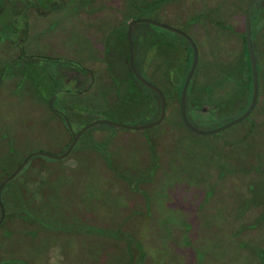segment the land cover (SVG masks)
I'll return each mask as SVG.
<instances>
[{
	"label": "rangeland",
	"instance_id": "rangeland-1",
	"mask_svg": "<svg viewBox=\"0 0 264 264\" xmlns=\"http://www.w3.org/2000/svg\"><path fill=\"white\" fill-rule=\"evenodd\" d=\"M64 1L47 13L28 5L26 30L19 15L14 36L25 37V57L9 39L10 8L0 11V182L35 151L63 154L34 153L1 187L0 264H264V73L245 119L196 133L181 120L175 88L185 44L171 39L175 49L162 53L146 51L144 42L139 66L168 94L163 120L144 129L99 122L68 150L67 126L75 132L97 118L141 125L158 117L145 88L130 87L127 36L119 33L140 17L134 3L150 0ZM248 2L166 0L146 11L188 23L202 63L195 83L211 80L218 92L223 74L208 70L209 59L232 66L240 55ZM261 33L263 58L264 27ZM243 80L240 70L226 79L227 96L216 92L226 116L245 106ZM195 83L193 113L210 104L199 100L207 92ZM214 117L194 126L224 123Z\"/></svg>",
	"mask_w": 264,
	"mask_h": 264
},
{
	"label": "trees",
	"instance_id": "trees-1",
	"mask_svg": "<svg viewBox=\"0 0 264 264\" xmlns=\"http://www.w3.org/2000/svg\"><path fill=\"white\" fill-rule=\"evenodd\" d=\"M165 1L166 0H150V1H147L143 4L134 3V5L139 10L138 13H136V14H139V16H143V14H144V16H149L147 12L150 9H148L146 11L147 8H149V7L151 8V6L153 4H159L160 5V4L164 3ZM28 5L34 6V8L36 10H38V12H40V13H47L49 11L62 9L65 6V1L64 0H51L49 2V4H47V6L44 7L43 5H41V3H39L38 0H0V11L3 12V10L7 9V7L10 8V18H11L10 22H11L13 28L8 33L9 39L12 42L16 43L20 47V56L23 55V53H24L22 42H23L25 37H23V36L18 37L19 36L18 34L14 36V33H16L19 30V27L17 26V22H18V18H19L20 14L22 15V20H23L22 22H24V26L22 29L26 30L27 21H28L27 16H26V9H27ZM195 20H196V17L192 16V17H190L188 22H193ZM187 24L188 23H186L184 21L182 24H177V26L180 27L181 29L185 30L186 32H188L191 35V33L188 30ZM220 27L226 28L227 25L221 21ZM263 27H264V0H257L254 4L252 10H251V33H252V42H253V48H254V53H255V58H256L258 79H259L258 97H259V95H261V90H262V88H261V75L264 73V56H263V58H261L260 55L258 54V52H257L258 49H257L255 38L258 34H262L261 30ZM119 33H120V38H122L124 40L126 38V31L124 33H122L120 31ZM241 37H242V50H241L240 55L234 58L233 63L231 64L232 66H230L223 58L219 59L216 57L215 58L216 62H214L215 59H209L210 65L208 67L209 68L208 70L215 67V69L217 68L216 69L217 73H218L219 69H221V71H222L221 73L223 74L224 80L221 81V83L219 85L218 92L216 91L215 85L211 84V80L209 82L205 81L204 83H201V84L199 83V81L198 82L196 81V83H195L196 74L202 68V63H200L201 61L198 62L197 67L195 69V72H194V74L190 80L189 86H188L187 95H186V103H185L186 114L188 111L191 122L194 125H196L195 123H199L197 121L198 118L199 119L203 118L204 121L207 118V120L211 121V119H210L211 116H215L214 118L220 117L221 119H223V122H226V121H229L230 119L240 115L248 107L250 100H251V96H252L253 82H252L250 58H249L247 45L245 42V32L244 31L241 33ZM178 38H179V40H181L185 44V46H184V51H185L184 61L182 62V64L180 63L176 66L177 72L180 73V81L175 86V88H177V96L179 98L180 93H181V88L183 85V81L185 79V76L189 70V67H190L191 61H192L193 50H192L191 44L183 35L175 32V31L166 29L164 27L152 24V23L137 22L132 27V40H133V50H134L133 61H134L135 67L137 68V70L142 75H144V72L139 66V58L141 57L139 52L142 49L141 45L145 42V44H146L145 50L150 48L151 51H156L157 48L158 49L161 48V52L163 53V52H167L173 48L175 49L176 45L174 46V43H171L170 40L175 39V41H176ZM167 39H169V40L167 41ZM146 40H148V42H149L148 44L146 43ZM160 40L164 41V43L159 44ZM194 40H195V38H194ZM196 43H197V41H196ZM197 45H198V43H197ZM25 56H26V54L24 53V57ZM52 59H54L56 62L66 63L68 61L71 64L76 63L74 60L65 59V58H61V57H52ZM75 65H76V67H78V69L81 72L87 73L88 69H86L85 67H83L79 63H76ZM240 70L245 75V80H243V82H242L243 87H244L242 89V91H244L245 106H243V109L240 112H238L237 114L231 115V116L230 115L226 116V114L223 113L222 110L219 109V106H218V105H223L220 103L221 102L220 98L227 96V95H225L226 90L224 89V84L226 83V79L228 78V76L230 77V75H233V74L235 75L237 72H240ZM128 72L130 73V75L132 77V82L130 84L131 88H133L136 84H139L140 86L145 88V90L149 91L152 95L157 97V99H155L154 104H153L154 108H152L150 112H156L157 111L153 115H156L155 118L158 117L159 113H160V107H161L159 95L157 94V92L155 90L148 87L147 85L142 83L138 78H136V76L130 70L129 66H128ZM232 79H236V78L232 77ZM236 80H238V78ZM194 83L196 85V88H198V90L199 89L200 90L206 89L207 95L202 97V98L199 97V100H206V101H208V103H210L207 106L208 110H206V108H203L202 111H198V112L195 111L196 113H193L194 107H196L195 103L197 105V102H193V99L196 97V96H194V87H195ZM236 88L238 89V87H236ZM220 91H221V94H220ZM216 92L218 93L217 97H220L218 100L215 98ZM237 94H238L237 90L234 89V95H237ZM215 99L217 102H215ZM213 104H217V106L215 109L212 110V109H210V107ZM67 127L71 131L72 135L74 133H76V131L74 132L69 126H67Z\"/></svg>",
	"mask_w": 264,
	"mask_h": 264
},
{
	"label": "water",
	"instance_id": "water-1",
	"mask_svg": "<svg viewBox=\"0 0 264 264\" xmlns=\"http://www.w3.org/2000/svg\"><path fill=\"white\" fill-rule=\"evenodd\" d=\"M257 0H249L247 6H246V10H245V17H244V32H245V42L247 45V49H248V53H249V58H250V64H251V73H252V82H253V88H252V96H251V100L250 103L248 105V107L238 116L230 119L229 121L224 122L223 124L217 126L214 129H200L195 127L194 125H192L190 123V121L187 118L186 112H185V102H186V95H187V90H188V86L191 80V77L196 69L197 63H198V58H199V49L197 46L196 41L194 40V38L185 30L181 29L178 26L172 25L170 23L152 18V17H147V16H140V17H135L132 18L128 21L127 26H126V36H127V44H128V54H127V62L129 65L130 70L132 71V73L136 76V78H138L142 83H144L145 85H147L148 87L152 88L153 90H155L156 92H158V94L160 95V99H161V111L160 114L158 116V118L154 121H150L148 123L145 124H141V125H129L123 122H119V121H114V120H110V119H105V118H97L94 119L90 122H88L85 126H83L81 129H79L74 135H72V139L69 143V147L68 150L71 149V147L73 146L74 142L76 141V139L78 138V136L88 127L93 126L94 124H97L99 122H106V123H110V124H114V125H118V126H123V127H127V128H133V129H144L147 128L149 126H153L155 124L160 123L166 113V99H165V95L164 92L162 91V89L160 87H158L156 84H154L153 82H151L149 79H147L145 76H143L135 67L134 65V61H133V40H132V27L135 23L137 22H148V23H152L161 27H164L166 29L175 31L181 35H183L191 44L192 48H193V59L191 61V65L189 67V70L185 76V79L183 81V85L181 88V93H180V97H179V110H180V117L183 121V123L185 124V126L187 128H189L190 130H192L193 132L196 133H201V134H209V133H213L219 130H222L226 127H229L243 119H245L253 110L256 101L258 99V94H259V79H258V72H257V65H256V58H255V53H254V48H253V42H252V33H251V10L255 4ZM34 153H44L50 156H62L63 154H53V153H46L43 151H35ZM33 153V154H34ZM33 154L28 155L17 167L16 169L8 176H6L1 182H0V189L1 187L5 184V182L13 177V175L16 174V172H18L20 170V168L24 165V163L28 160V158L30 156H32ZM66 154V152H65ZM0 222L4 217V206L3 203L1 201L0 198Z\"/></svg>",
	"mask_w": 264,
	"mask_h": 264
},
{
	"label": "flooded vegetation",
	"instance_id": "flooded-vegetation-1",
	"mask_svg": "<svg viewBox=\"0 0 264 264\" xmlns=\"http://www.w3.org/2000/svg\"><path fill=\"white\" fill-rule=\"evenodd\" d=\"M147 51V50H146ZM128 54V53H127ZM146 55V54H145ZM199 59V58H198ZM198 64V63H197ZM143 65L145 66H147L148 65V63H147V59H145L144 58V62H143ZM197 67V66H196ZM195 72V71H194ZM194 74V73H193ZM143 76H145L147 79H149L151 82H153L154 84H156L158 87H160L161 89H162V91L164 92V95H165V99H166V108H167V104H168V94H167V92H166V89L161 85V84H159L157 81H155V80H153V79H151L150 77H149V75L146 73V72H144V75ZM193 76V75H192ZM192 78V77H191ZM147 91V90H146ZM157 94H158V92H157ZM159 95V94H158ZM146 97H147V99H149V101H150V103H149V109H150V111H151V109L152 108H154V101H155V99H157V97L156 96H154V95H152L149 91H147L146 92ZM180 97V96H179ZM159 98H160V95H159ZM178 100H179V98H178ZM186 103V102H185ZM160 104H161V99H160ZM149 111V112H150ZM160 111H161V107H160ZM180 111V110H179ZM186 112V111H185ZM160 114V113H159ZM182 120V119H181ZM185 125V124H184ZM77 132V131H76ZM75 134V133H74ZM73 134V135H74ZM72 139V138H71Z\"/></svg>",
	"mask_w": 264,
	"mask_h": 264
},
{
	"label": "crops",
	"instance_id": "crops-1",
	"mask_svg": "<svg viewBox=\"0 0 264 264\" xmlns=\"http://www.w3.org/2000/svg\"><path fill=\"white\" fill-rule=\"evenodd\" d=\"M3 79V78H2Z\"/></svg>",
	"mask_w": 264,
	"mask_h": 264
}]
</instances>
